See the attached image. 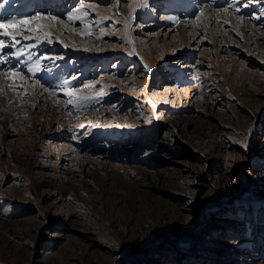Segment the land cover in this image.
<instances>
[{
  "label": "rangeland",
  "instance_id": "obj_1",
  "mask_svg": "<svg viewBox=\"0 0 264 264\" xmlns=\"http://www.w3.org/2000/svg\"><path fill=\"white\" fill-rule=\"evenodd\" d=\"M0 9L28 21L0 28L2 87L22 105L0 112V264H264V0Z\"/></svg>",
  "mask_w": 264,
  "mask_h": 264
},
{
  "label": "bare ground",
  "instance_id": "obj_2",
  "mask_svg": "<svg viewBox=\"0 0 264 264\" xmlns=\"http://www.w3.org/2000/svg\"><path fill=\"white\" fill-rule=\"evenodd\" d=\"M83 3V2H82ZM89 5H90V8H95L93 5V3H88ZM86 7H88L89 8V6H87V3H86ZM30 8H31V6H30ZM29 8V9H30ZM121 11H125V9H124V7L123 8H121L120 9ZM81 12H85V9H82L81 10ZM5 14V11L3 10V9H0V22H2V23H7V22H5L4 20H3V15ZM82 15H86V14H83V13H81ZM227 15H229V13L228 12H226L225 10H216V9H211V8H205V9H203L202 10V12L200 13V16L202 17V18H207V19H210V20H214L216 17H221V16H227ZM86 17V16H85ZM41 18V21H44V22H46V24L47 25H49V28L51 29V30H53V31H55V35L57 36V40H61V41H63V42H65L66 44L70 41V39H71V35H73V34H75V29L76 28H73L72 26L70 27V26H67V25H65V24H63V23H59V21L57 20V19H52L51 17L50 18H48L47 16H41L40 17ZM86 18H88V17H86ZM30 19V18H29ZM30 22V21H29ZM188 22V21H187ZM240 22V24H241V26H244L245 24H244V22H242V21H239ZM249 23V22H248ZM36 24H38V23H36ZM45 24V23H44ZM43 24V25H44ZM196 25V24H195ZM251 24L249 23V26H250ZM39 26V25H38ZM41 26V25H40ZM189 26H190V24H189ZM36 28V26H32L31 25V28ZM83 27V26H82ZM176 28H181V29H186V24L185 25H183V24H180V23H178V25L177 26H175ZM196 26H193V28H195ZM9 28V26H7V27H4V28H1V29H3V30H7ZM23 28H26L27 29V27H25L24 25H19L17 28H15V29H11V30H9V32L8 33H10L11 35H9V37L10 38H12V36H16L17 34H19L20 33V31H22L23 30ZM251 29H252V31L255 33L256 31H257V29H256V27L255 26H251L250 27ZM30 29V28H29ZM45 30V29H44ZM49 30V29H48ZM88 30V29H87ZM40 31V30H39ZM192 31H194V29L192 30ZM36 32H38V31H36ZM41 32V31H40ZM47 32V31H46ZM84 32H85V30H84ZM39 33V32H38ZM37 33V34H38ZM83 33V32H82ZM194 33H196V32H194ZM54 34V33H53ZM84 34V33H83ZM39 35V34H38ZM45 35V34H44ZM196 35H197V33H196ZM55 36V37H56ZM195 36V35H194ZM86 41V45H88V44H93V43H95V45H96V42H95V40H93V39H91V38H88L87 40H85ZM202 41V39H200V42ZM83 42V41H82ZM85 43V42H84ZM89 46V45H88ZM22 54L23 55H26V51H23L22 52ZM8 63H9V61L8 60H6L5 62H0V77H7L8 76V78H9V76H10V74H8V72L7 73H4V70L3 69H5L4 67H7V66H10V65H8ZM19 67H22L21 65L19 66ZM6 70V69H5ZM7 78V80H10V79H8ZM3 79L2 78H0V112L1 113H3L4 114V110H5V112L7 113V111H8V113L11 111V110H14V109H19L22 105H19L20 104V102L18 101V98H15L16 97V95H14L13 93H9L8 92V94L6 95L5 93H4V90H7V89H4L3 90V85L5 84H3ZM5 86V85H4ZM7 86V85H6ZM32 93H34L33 95H32V97L31 98H33L34 99V106H38L39 105V103H40V107H43V113H48L51 117H53L54 119H56V118H58L59 117V115H60V113H61V110L60 109H58V107L60 106V103H59V101L57 100V98H55L53 95H51L50 93H49V91H47V90H42V87H40V86H37L36 88H34V91L32 92ZM34 106H32V107H29L30 108V110L32 109V108H34ZM22 108V107H21ZM29 111V110H28ZM14 112V111H13ZM60 112V113H59Z\"/></svg>",
  "mask_w": 264,
  "mask_h": 264
},
{
  "label": "snow or ice",
  "instance_id": "obj_3",
  "mask_svg": "<svg viewBox=\"0 0 264 264\" xmlns=\"http://www.w3.org/2000/svg\"><path fill=\"white\" fill-rule=\"evenodd\" d=\"M145 6H146V5H145ZM83 7H84V6L81 5V8H83ZM76 18H78V17H74V16H69V17H68L69 20L76 19ZM35 19L38 20V19H40V18H39V17H35ZM26 23H28L27 20H15V21H13V20H9V21H7L6 24L0 22V28H4V27L10 26V25H12V24H26ZM4 35H11V34L5 32ZM46 35H47V34H46ZM25 38H27V37H25ZM12 39L15 40V36H12ZM3 46H4V41H3V40H0V48H2ZM37 67H38V65H37ZM32 70H33V69H29V71H32ZM13 75H15V74H13ZM66 83H67V82H66ZM85 87H91V85H85ZM69 102H71V101H69Z\"/></svg>",
  "mask_w": 264,
  "mask_h": 264
}]
</instances>
